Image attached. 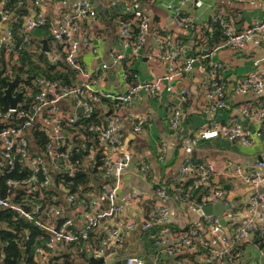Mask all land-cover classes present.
<instances>
[{"label": "built area", "instance_id": "1", "mask_svg": "<svg viewBox=\"0 0 264 264\" xmlns=\"http://www.w3.org/2000/svg\"><path fill=\"white\" fill-rule=\"evenodd\" d=\"M121 1L124 4L130 3L132 18L116 21L118 48L108 51L106 59L100 61L95 69H84L76 52L81 45L88 52L99 55L97 46L99 36L94 35L90 38L88 35L79 34L80 22H92L98 14L90 0H74L50 35L54 43L63 46L64 62L79 71L81 81L73 87H66L59 81H49L37 76L33 83L38 91L32 96L27 94L30 96L28 108L22 107L27 101L25 96L26 101L23 104L16 103L12 108L7 106L0 109V178L3 186V192L0 191V209L15 211L46 235L41 245L33 247V256L41 264H45L48 257L45 256V252L54 254L58 248L63 249L64 246L79 239L86 240L90 234L100 235L101 238L98 242L90 239L86 254L89 253L93 259L101 258V264H120V253L123 251L121 241L131 231L136 232V241L143 252L140 255L124 256V264H159L160 259H168L166 264H232L241 257V246L254 234L264 230V200L257 193L258 189L264 188V159L246 167L225 160L222 168L216 170L209 163L195 162L187 157L179 164L178 173L171 180V184H162L154 188L153 193L159 202H149L150 199L145 192L119 194L120 176L128 169L131 156L129 152L120 154L117 152L122 140L109 122L110 118L115 116L102 118L103 122L100 124L90 123L84 128L83 133H78L76 138L79 141H75L74 134H67L62 130L61 122L73 123L79 114L91 117L93 108L99 102L113 108L119 107V104L127 107L140 91L149 98H157L163 92H174L178 94V104L167 106L165 123L168 137L175 138L181 121L179 103L186 101L188 89L181 87L176 90L174 82L184 80L196 63L201 71V112L207 115L226 110L227 84L223 66L219 61L211 60L210 56L219 47H227L238 54H247L246 43L256 38L264 45V17L240 30H235L221 7H213L206 19L202 20L196 11L188 13L177 6L167 4L170 22L182 30L193 33L200 28L210 34L214 26L219 29L221 42L212 47L204 45L198 52L189 53L186 43L170 38L167 24H160L149 31L145 13L131 4L133 0ZM6 2L7 0H0V26L7 16L4 6ZM184 2H188L197 10L203 5L202 0H181L179 5H183ZM44 21L43 13L34 0L29 12L22 17L21 26L23 31L28 33L43 25ZM146 37L151 41L149 54L162 62L165 69L161 74L148 80H139L134 72L132 82H128L123 65H131L143 55ZM1 49L5 61L3 73L10 80L14 73L12 62L17 59L20 52L7 28L0 35ZM43 52L49 63L62 60L60 53L55 49ZM258 62L264 63V55L254 61L255 64ZM109 68L117 69L118 76L125 84L123 93L111 94L91 87L97 80L104 78ZM263 89L264 76L257 72L241 76L231 86V90L238 95H247ZM65 100L69 101L72 107L81 108V113L63 112L59 104ZM240 118H246L251 122L250 132L243 131ZM126 120L136 133L150 121L145 115L128 116ZM34 127L45 137L43 149H40L31 138V129ZM262 136L264 102L261 109L253 108L249 104H240L224 123L211 124L205 129L197 130L187 138V141L194 146L201 140L219 137L249 148ZM75 143L83 151L88 150V153H93L88 143H95L101 149L100 178L97 180L99 183L97 187L95 186L96 190L88 186L80 188L78 193H70L57 182L58 175L68 174L71 178L75 171L70 162V152ZM165 149L166 142L158 143L160 160L163 159ZM17 165L26 166L30 172L28 176L18 179L8 177L7 175L15 171ZM141 167L146 169L147 166L144 164ZM225 178L237 180L253 189L254 194L250 197L247 207L241 210L232 206L224 188ZM191 183L203 185L200 199L192 196L194 188H186ZM40 188L50 189L54 194H62V197H55L60 198L59 204H43L40 200ZM19 191H25L27 194H24L25 197L20 198L17 203H13L12 198ZM35 193H38L37 198L31 197L35 196ZM27 195L31 198H26ZM171 198L183 212L188 207L196 212L205 204L230 205L229 209L222 212L227 221L221 226L212 215H197L196 222L188 220L175 225L170 220L168 207L161 203ZM101 199L104 208L101 207ZM147 201V210L138 215L136 220L120 218L124 207ZM65 208L77 212L78 216L75 218L81 217L79 225H72L73 218L65 215ZM237 216L241 217V221L235 220ZM143 238L148 239L150 251L143 247ZM261 256L264 254L261 253Z\"/></svg>", "mask_w": 264, "mask_h": 264}, {"label": "crops", "instance_id": "2", "mask_svg": "<svg viewBox=\"0 0 264 264\" xmlns=\"http://www.w3.org/2000/svg\"><path fill=\"white\" fill-rule=\"evenodd\" d=\"M34 0H32L33 2ZM39 9L43 13L44 19L48 22V33L51 34L61 18L67 13L70 3L74 0H35ZM181 0H133L131 4L136 9L142 10L148 20L149 31L155 29L160 24H167L170 33V38L175 41H183L187 44L192 53L198 52L204 46L201 29H197L193 33H189L174 26L170 22V11L166 8L167 4L177 6ZM32 2L27 7V13L32 6ZM203 5L198 10L193 8L190 4L188 7L191 12H197L202 20H205L210 10L213 7H221L226 19L232 24L235 30H240L244 26L264 17V0H254L248 2H235L233 0H202ZM95 7L96 4L103 6L101 15L98 13L99 19L92 22H80V35H88L92 38L98 35L100 40L97 43L99 48V55L92 54L79 45L77 55L80 59L81 65L84 69H95L98 63L106 59L108 51H113L118 48L117 40V24L116 19H109L113 14L122 12L127 8V3L121 0L104 1L92 0ZM123 4V5H122ZM26 13V14H27ZM109 19L110 21H105ZM7 15L0 26V35L7 28ZM30 36V35H29ZM33 40V37L30 36ZM44 39H39V42ZM191 39L192 41H188ZM35 40V39H34ZM45 40V39H44ZM94 43V42H93ZM55 43H50L53 47ZM151 41L149 37L145 38L143 47V55L131 63L138 79H152L154 76L161 74L165 66L162 62L154 59L148 52ZM247 54H238L227 47L216 48L210 58L213 61H219L223 66V75L226 78V94H227V109L222 110L216 114L204 115L201 112L202 102L200 101V80L201 71L195 63L191 72L184 78L174 82L176 90L181 87H187L188 95L184 103H179L181 109V121L179 129L175 138L168 137V129L165 123V110L169 104H178V94L163 92L157 98H149L142 91H140L134 101L127 107L119 104V107H111L102 102L95 105V110L98 112V117L106 118L108 116H115L110 118L109 122L112 124L114 130L120 135L122 140L117 152H129L131 159L128 169L120 176L119 194H128L131 192H145L150 201L159 202L156 199L153 190L155 187L165 184H171V180L177 175L179 164L183 159L189 157L195 162L209 163L214 169L220 170L225 160H230L233 163L246 167L256 164L258 161L264 159V136L259 137L256 144L249 148L239 146L234 142H229L219 137L210 138L208 140H201L194 146L187 141L189 136H192L197 130L207 128L211 124L224 123L231 114L237 110L240 104H249L253 108L261 109L264 102V89L247 94L238 95L231 90L234 81L241 76L257 72L264 76V63H254L256 59H260L264 55V45L256 38L245 45ZM81 80H79L80 82ZM94 90H101L103 92L116 94L123 93L125 84L118 76L116 68H109L105 72L104 78L97 80L95 84L91 85ZM61 110L65 113H76V108L65 100L59 104ZM109 109L110 113L105 114V109ZM145 115L149 117V122L140 132H133L129 122L126 120L128 116ZM242 129L245 133L252 130V125L246 118H240ZM166 142V149L163 159L158 158V143ZM146 165V169L141 166ZM224 188L231 199V204L239 209H244L250 203V197L254 194L253 189L234 179H224ZM186 188L191 189L192 185H187ZM263 191L257 192L264 200ZM56 193V192H55ZM62 194L56 193V197H62ZM60 199V198H59ZM161 202V201H160ZM101 207L104 208V202L100 200ZM169 209V217L173 224H182L185 222V215L188 220L196 222L198 220L197 213L192 211L190 207L183 212L178 209L174 200L168 199L163 201ZM147 203H139L130 207H124L120 218L123 220H136L138 215H141L147 210ZM65 206V205H64ZM260 212V210H258ZM264 211V210H263ZM77 213V212H76ZM72 210L65 208V215L73 218V226L79 225L81 217ZM195 216H191L190 214ZM223 215V214H222ZM224 216V215H223ZM226 217V216H224ZM227 218V217H226ZM187 220V221H188ZM237 222L241 221V217L235 218ZM257 221H259L257 219ZM259 233L257 240H250L242 245L241 257L232 264H260L255 262L254 257L264 254V237ZM136 232H129L121 241L123 251L122 254L137 249L138 251L132 253L133 255L142 254V247L136 241ZM143 247L150 251L148 239L143 238ZM263 244V245H261ZM126 256V255H125Z\"/></svg>", "mask_w": 264, "mask_h": 264}, {"label": "trees", "instance_id": "3", "mask_svg": "<svg viewBox=\"0 0 264 264\" xmlns=\"http://www.w3.org/2000/svg\"><path fill=\"white\" fill-rule=\"evenodd\" d=\"M92 2V0H90ZM32 2V0H7L4 4L7 11L9 19L7 21V29L10 32L11 39L15 45L19 48V56L16 60L12 62V66L16 67L17 73L22 76V79L16 83L13 87L12 92H21L22 97H27V101L22 105L23 108H28V101L30 100L29 95H33L38 91L36 85H34L33 80L35 77L40 76L49 81H59V83L66 87H73L78 84L79 81V71L71 68L63 60L64 54L62 53V45L55 43L50 46L51 35L48 33V22L45 20L43 27L46 34L43 36L46 42V47L48 50L55 49L61 55L62 60H58L55 63H49V60L45 57L43 51H38L41 47L39 40H31L29 33L23 31L21 26L22 17L27 13V7ZM33 4V2H32ZM127 8L123 9L126 10ZM118 12L113 14L109 19H116L117 21L128 20L132 18L131 11L126 13V11ZM99 19L98 15L96 16ZM108 19V20H109ZM201 35L204 45L212 47L222 41L221 35L219 33L218 27L214 26L212 32L208 34L205 30H201ZM188 41H192L188 39ZM188 52L192 53L188 48ZM3 49L0 50V109H5L7 104L2 98V90L6 86L8 76L4 75L5 61H4ZM123 70L127 74V81L132 82V76L134 74V69L131 65H123ZM102 117H98V112L93 108L91 117H84L82 114L76 116V120L73 123H62V130L67 134H74L75 141H79L78 133L84 132V128L90 123L100 124ZM31 138L34 143L43 149L45 145L44 135L38 131L35 127L31 129ZM88 146L92 148V161L90 165H84L83 160L88 155V150L83 151L75 143L73 150L70 152V162L75 167L72 177L70 178L68 174H61L57 176V182L63 185L65 191L70 193H78L80 188L92 187L96 190L95 186L92 184L90 176H93L95 180L100 178V158L101 149L95 144H89ZM20 172H17V170ZM29 169L26 166L19 167L16 166L15 171L7 175L10 178H23L28 176ZM40 179V177L38 178ZM55 182V183H57ZM192 185L194 192L192 196L196 199H200L202 196L203 185L202 184H188ZM0 191L3 192V186L1 184L0 178ZM25 191H19L17 195L12 198L13 203L25 197ZM41 198L40 200L43 204H59V199H55L54 192L50 189L40 188ZM23 195V196H21ZM31 196L37 198L38 193ZM27 195L26 198H31ZM61 221L58 220L59 223ZM264 237V230L261 232ZM259 233L252 236V240H257ZM37 237H39L37 239ZM101 236L90 234L86 240L79 239L76 242L70 243L64 248H58L54 254H50L47 257L45 264H76L74 257L78 256L83 259L84 264H89L86 258L87 245L90 243V239L94 242H98ZM46 239V235L32 223L24 220L11 209H0V264H21V262H26L28 264H41L33 256V247L36 245H41ZM259 240V239H258ZM257 240V241H258ZM263 245V244H261ZM20 246H23L20 248ZM242 249V246L241 248ZM22 250V251H21ZM168 259H160L159 264H166ZM44 264V263H43Z\"/></svg>", "mask_w": 264, "mask_h": 264}, {"label": "water", "instance_id": "4", "mask_svg": "<svg viewBox=\"0 0 264 264\" xmlns=\"http://www.w3.org/2000/svg\"><path fill=\"white\" fill-rule=\"evenodd\" d=\"M123 5V4H122ZM96 12L101 15V12H103V6L100 4L95 5ZM182 11L190 12V8L188 7V2H184V4L180 8ZM41 51H48V48L46 47V42L44 39L40 41ZM2 46V45H1ZM22 79V76H20L17 73L16 67H14V73L13 77L10 80H7L5 88L2 90V98L5 100L8 107L12 108L15 106L16 103L23 104L26 101V98L21 96V92L17 91L15 93L12 92L13 87L16 85L18 81ZM76 113H81V108L77 107ZM91 182L94 186H98V181L93 178V176H90ZM262 192V189H258L257 192ZM230 205L222 206L221 204H205L200 207L198 211H196L197 215H212L217 218L219 225L224 226L225 222L227 221V218L222 215V212L226 209H229ZM22 251V250H21ZM86 258L88 260L89 264H101L102 259H93L89 253L86 254ZM120 264H124V258L120 261Z\"/></svg>", "mask_w": 264, "mask_h": 264}, {"label": "rangeland", "instance_id": "5", "mask_svg": "<svg viewBox=\"0 0 264 264\" xmlns=\"http://www.w3.org/2000/svg\"><path fill=\"white\" fill-rule=\"evenodd\" d=\"M123 11H126V13H129L130 12V3L129 2H127V9L126 10H123ZM105 21H110V20H108V19L105 18ZM44 30L45 29L43 27H37V28L29 31L28 33H29V35L31 37H33V39L39 40L40 38H42L46 34V32H44ZM109 113H110V110L106 108L105 109V114H109ZM92 159H93L92 158V153H88V155L83 160L84 165H90ZM191 216L193 217L195 215L192 213V214H190V217ZM185 220L186 221L188 220V216L187 215H185ZM137 251H138L137 249H134L132 251L130 250V251L122 254V257L125 256V255H129V254L135 253ZM49 255L50 254L48 252H45V256H49ZM254 259H255L254 260V263L257 262V263H260V264H264V257H257V253H255ZM74 261H75L76 264H84L83 259L80 258V257H78V256L74 257Z\"/></svg>", "mask_w": 264, "mask_h": 264}]
</instances>
